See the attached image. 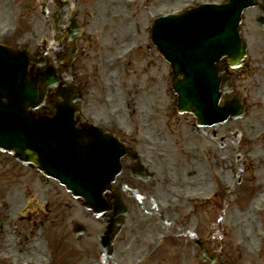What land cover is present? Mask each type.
I'll use <instances>...</instances> for the list:
<instances>
[{
	"label": "rangeland",
	"instance_id": "374dc122",
	"mask_svg": "<svg viewBox=\"0 0 264 264\" xmlns=\"http://www.w3.org/2000/svg\"><path fill=\"white\" fill-rule=\"evenodd\" d=\"M203 1L207 0H67L66 3L70 7L69 13L71 7L74 6V9L79 13L80 21L85 24L86 33H88L79 42L82 50H84L81 74L83 81L88 83L86 88L91 92V95L87 96L82 106L86 115H93L95 118H107L106 116L112 110L123 106L122 94L125 90L122 88L118 90L117 85H119V80L124 77V70H117V74L115 73L116 92L118 90L116 101L118 103L115 104H111L109 99H106L107 104L103 102L105 97L101 88L102 86L106 88L104 73L107 71V61L111 60L114 54H121L125 49L131 48L136 44L138 49L131 55L133 62L132 66L129 67L131 68L130 72L124 74L126 77L123 78L126 88L127 84H131L130 87H132L135 81H137L138 85L143 86V90L138 91L140 97H137V101L139 103L155 101L158 106H161L165 97L167 98V103L171 102L172 99L169 96L171 94L168 91V84L171 79L170 67H168L169 65H167V62L154 45L149 42L144 30L151 23L152 17L175 10H182ZM56 6L55 0H0V34H2L3 30L13 32L15 30V21L18 20V29L15 32L16 37L7 38L5 40L7 43L14 46H24L26 40H29V42L38 41L40 40L39 35L43 26L47 27L46 31L49 35L44 34V38L52 41L56 33L53 29L54 19L52 18L56 11ZM45 17L50 19L48 26L45 24ZM250 22L251 19L248 17L244 24L245 35L250 42V51H253L246 67L238 71L239 74H242L236 78L238 84L235 89L246 94V96L249 94L250 97L248 98L250 100L248 99V101L254 100L255 102L256 94L264 89V71L261 65L264 57L260 52L254 50L255 45L262 41V37L255 32L253 34L252 30H250L249 34V26L252 25ZM46 42H49V40ZM148 58L151 60V64L149 69L145 70L148 65ZM133 72L138 77L132 76ZM109 83L111 86V82ZM151 97H154V99ZM135 123L126 120L125 126L127 128L134 127ZM185 123V117H180L174 110L172 126L167 125L166 120L160 122V125L156 128L161 130L162 133L154 132L153 137L158 140L157 135L162 134L163 141L168 142L172 147V140L183 138ZM263 124V108L258 109L252 104L251 112L247 118L229 122L219 128L220 136H230L225 142L220 140L219 142L209 141L210 137L207 138L209 140H206L204 152L206 153L207 149L211 150L210 163L206 162L207 159L204 157L205 160L201 163H194L190 167H177L178 171L184 170L186 173L191 168L200 172L197 180H194V182L190 180V186H187V190H200L206 194H210L213 190H218L221 193V199L213 205L202 209L193 211L191 208L192 210L188 209L187 213L186 211L174 213L172 214L173 218L170 219L171 222H178L180 223L179 227L183 226L187 222V214L189 213V216L193 219L191 224L193 225L195 221L200 222L203 227L202 230L205 231L207 237L220 238L223 246L226 244L229 248L234 247L237 249L242 256L241 264H264V251L260 257L256 255L260 245H264L262 239L264 236ZM239 127L247 128V130L254 133L250 135L252 145L243 147V143L246 140L235 136L238 135L236 128ZM211 130L214 129H206V133L211 134ZM160 147L162 148V146ZM213 148L214 151H212ZM168 149L170 150L168 162L171 165L161 168L162 170L159 171L158 175L160 178L164 175V171L168 175L176 174L174 164L177 160V154L171 148ZM250 157L254 159H250ZM18 169L19 167L16 166V163L14 164V160L9 155L0 152V226L5 225L8 228L10 222L7 221L6 216L9 214V220L11 221V218L26 205L27 199H32L33 197L44 206L48 202L52 214L46 216L45 223L49 220L63 218L65 206L71 208L70 211L74 209L73 216L65 222L63 219V223L53 224L50 222V225H46L44 228L39 226V221L43 218L42 215H39L37 220L31 218V220L19 223L17 225L18 229L11 228L14 234L11 231H8L9 235L4 232V236L0 239V255L12 254L21 260L40 258L39 253H41L44 245H51V241L47 239L52 237L50 233L52 227L64 231L65 236L70 238L66 228L69 222L73 220L90 224L87 227L94 229L97 234L102 231L103 227L100 221L89 217L80 203L73 199L58 182L51 179H38L33 172H28L25 180L18 181L12 177L14 173H18ZM180 173L177 174L179 175ZM186 176L189 178V175L186 174ZM190 177H192V174H190ZM219 177L222 183L219 181ZM152 184H154L153 181L147 184L150 187V191L153 190L151 189ZM24 186L26 187L24 188ZM42 192H44L43 196L41 195ZM259 192L262 196H259ZM142 194L143 197L140 199L137 197L132 198L131 203L136 202V205L133 204L131 206V214L128 218L129 225L127 229L129 236L117 243L115 253L117 264H128L136 256L141 255V251L150 243L151 239L157 238L165 231L163 229L164 220H160L139 209L138 202H141L144 207L146 206V198H144V193ZM5 198H7L8 204L3 202ZM159 198L164 200L167 196L165 194L164 196H159ZM252 205H256V207L251 208ZM58 209L61 210V213L57 211ZM170 220L167 219L168 222ZM38 228L43 233V237L34 235ZM168 231L173 235L175 234L174 229L169 228ZM181 233L182 231L179 230L176 235L180 234V236L175 238H183ZM28 236L29 239L27 238ZM87 240L90 242V239ZM168 245L165 246V249L168 248ZM176 249L169 247V250L174 251ZM185 249L189 252L188 255L191 256L192 248L191 246L186 247V245H182L177 249V255H182ZM68 252L69 249H67L65 256H60V259L70 258L73 252H70L71 255H68ZM77 257L73 255V258Z\"/></svg>",
	"mask_w": 264,
	"mask_h": 264
},
{
	"label": "water",
	"instance_id": "95a60500",
	"mask_svg": "<svg viewBox=\"0 0 264 264\" xmlns=\"http://www.w3.org/2000/svg\"><path fill=\"white\" fill-rule=\"evenodd\" d=\"M251 4L252 0H235L227 7L208 11L197 9L186 16L169 19L167 25L156 30L154 38L160 51L171 62L175 72L185 76V80L178 82L175 86L181 96L182 110L190 109L194 105L195 109L190 110L195 115L201 116L205 115L210 107L213 108L215 105L216 109L218 106L221 91L227 87V81H225L227 79L220 77L223 73L220 62L224 56L229 57L235 54L237 56L231 58L230 64L240 61L243 45H239L240 48L237 47L235 50L236 42L240 41L241 16L239 15ZM207 22H212V25H208ZM7 54L10 60L7 62L9 67H5L6 64L0 65V74L11 77L8 79L0 76V139L6 143L0 142V147L15 153L21 161L34 162L37 168L54 174L52 172L54 167H49L48 161L55 160L58 154L55 152L54 140L49 137L59 132L58 129L62 127L60 132L63 136L69 138L70 135L72 136L70 141L72 145L68 140H63L64 150L58 161L61 172L70 165L81 164L83 170L81 174L86 177L92 168L91 161L96 148L93 145L95 137H89L88 134L79 130L75 131L74 119L78 113L77 97L61 88L55 90L54 84L47 85L48 89L55 91L52 106L56 116L50 121L37 119L36 115L30 113L28 109L35 107L31 101L37 103L38 99L45 100L44 93L48 90L44 86L45 76L49 73L30 76L26 66L27 57L25 59L23 55L11 50ZM3 55L0 52L1 59ZM210 70L215 75H212ZM15 80L19 81L16 91ZM33 80L35 86H33ZM11 84L12 87H10ZM40 86H43L44 90L39 95L38 87ZM3 98L8 99L7 104L2 103ZM85 136L91 140L87 145L81 141V137ZM45 158L48 160L45 161ZM71 179V172H64L63 181L66 185H70ZM112 183V179L106 178L102 182L101 190L93 192L94 183L79 177L77 187L81 186L80 198L84 206L98 214L110 215L111 219L118 223L117 229H119L123 216L126 214V208H122L118 203L117 195L113 196L114 203L104 196L106 190H112ZM110 241L112 242L113 238Z\"/></svg>",
	"mask_w": 264,
	"mask_h": 264
},
{
	"label": "bare ground",
	"instance_id": "6f19581e",
	"mask_svg": "<svg viewBox=\"0 0 264 264\" xmlns=\"http://www.w3.org/2000/svg\"><path fill=\"white\" fill-rule=\"evenodd\" d=\"M43 37H44L43 31L41 30V34L39 35V38L42 39ZM112 78H113V73H109V74L106 75L104 80L106 82H110L112 80ZM107 89L109 91V97L112 99V101H113V99H116L117 93L115 92V90L114 89H110V88H107ZM115 103H117V102H115ZM139 112H140V114L142 116H145V107L143 106L142 108H140ZM241 131H242V138H244V140H246L249 143V145H252V142H251L252 138L250 137V135H253L254 133H252V132H250L249 130H246V129H242ZM186 136H187V138H191L192 135L191 134H187ZM250 159H254V158L250 157ZM193 170H194L193 168L190 169V171H193ZM198 174L199 173H197V175ZM193 180H197L196 177ZM32 205L35 206L36 203H33Z\"/></svg>",
	"mask_w": 264,
	"mask_h": 264
},
{
	"label": "flooded vegetation",
	"instance_id": "af4514ba",
	"mask_svg": "<svg viewBox=\"0 0 264 264\" xmlns=\"http://www.w3.org/2000/svg\"><path fill=\"white\" fill-rule=\"evenodd\" d=\"M172 257L171 256H164L163 260L159 262V264H171ZM200 264L199 262H197Z\"/></svg>",
	"mask_w": 264,
	"mask_h": 264
}]
</instances>
